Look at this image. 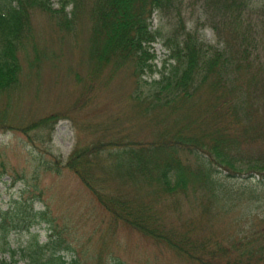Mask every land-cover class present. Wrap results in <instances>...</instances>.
I'll return each mask as SVG.
<instances>
[{
  "label": "trees",
  "instance_id": "16d2710c",
  "mask_svg": "<svg viewBox=\"0 0 264 264\" xmlns=\"http://www.w3.org/2000/svg\"><path fill=\"white\" fill-rule=\"evenodd\" d=\"M0 0V130L14 129L8 96L20 84L33 45V16L58 31L88 25L87 75L81 106L93 103L121 75L133 80L124 116L90 126L55 169H69L106 211L126 226L196 264H264V5L253 0ZM68 8H71L68 10ZM155 16L170 29L153 30ZM210 30L216 43L207 42ZM163 41L171 63L159 80L151 53ZM35 48V44H34ZM29 60V58H28ZM122 71V72H121ZM59 114L21 130L46 125ZM5 168L0 173V179ZM246 179V185L235 181ZM28 202V201H27ZM24 208V207H23ZM19 212L20 210L17 209ZM26 229L48 222L24 208ZM18 213V217H19ZM0 212V264H105L102 239L91 263L59 230L25 250L10 241V215ZM229 224L217 228V221ZM84 254V252H81ZM8 256V258L6 257ZM109 264H128L109 254Z\"/></svg>",
  "mask_w": 264,
  "mask_h": 264
},
{
  "label": "rangeland",
  "instance_id": "374dc122",
  "mask_svg": "<svg viewBox=\"0 0 264 264\" xmlns=\"http://www.w3.org/2000/svg\"><path fill=\"white\" fill-rule=\"evenodd\" d=\"M253 1L258 6L264 5V0ZM51 2L55 8L61 4L60 0ZM157 28L167 34L170 25L155 16L153 30ZM33 30V45L29 60L23 58L20 84L10 98L3 97L4 104L10 101L3 107L14 129L0 130V173L5 168L0 179V212H15L9 223L13 246L25 250L32 235L45 243L59 230L87 263H91L106 238L105 242L111 246L109 254L128 264H196L126 226L112 227L106 211L78 176L67 168L56 171L57 161H66L80 142L88 143L91 125L115 114L124 116L134 83L121 75L93 103L81 106L78 98L84 84L78 77H86L89 65L88 25L82 24L76 32L65 34L57 30L45 13L38 11L33 16ZM201 33L207 42L216 43L210 30ZM151 53L153 72L146 80L152 83L160 79L172 61L162 39L153 45ZM51 114L59 115L44 126L26 133L21 130ZM248 183L246 179L235 181L236 185ZM31 205L35 212H45L49 221H42L28 231L25 226L29 221L19 212L24 208L29 211ZM216 223L218 229L229 224L225 220ZM109 254L105 256V264H109ZM21 258L22 254L15 257L19 264H27Z\"/></svg>",
  "mask_w": 264,
  "mask_h": 264
}]
</instances>
